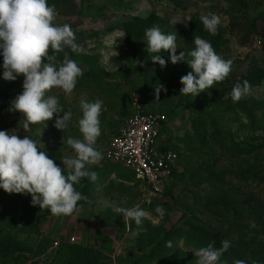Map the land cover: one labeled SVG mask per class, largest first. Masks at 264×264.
I'll use <instances>...</instances> for the list:
<instances>
[{"label": "rangeland", "instance_id": "374dc122", "mask_svg": "<svg viewBox=\"0 0 264 264\" xmlns=\"http://www.w3.org/2000/svg\"><path fill=\"white\" fill-rule=\"evenodd\" d=\"M74 2L80 14L65 18L55 8L54 23H71L77 50H49L58 63L67 57L83 70L71 95L58 88L48 93L58 98L65 112L72 113L68 129L58 130L55 116L45 122L47 127L34 125L30 131L23 128L22 114L10 109L23 91L24 77L5 81L0 55V130L15 131L20 138L32 137L44 145L49 157L63 170V159L74 155L67 139L82 138L78 124L82 118L81 101H103L96 148L104 155L112 138L132 115L131 98L137 94L145 111L167 117L159 143L178 153L176 174L163 195L150 197L133 172L102 160L92 167L98 174L95 182L85 178L76 185L87 199L79 202L80 211L72 216H55L33 206L30 194H20L24 196L21 206L12 211L7 199L14 200L16 196L10 197L0 189V264H61L65 256L59 257L60 249H55L54 243H66L69 237H77L93 250L102 241L105 259L109 251H116L111 255L113 264H134L169 231L211 235L218 248L228 240L236 250L249 248L247 264H264V23L259 24L258 37L244 48L238 43L242 34L237 29L239 26L246 32L264 12V3L255 11L239 12L231 7L230 0ZM210 14L221 18L217 35L227 44L216 53L232 61L227 79L233 84L248 81L251 85L250 93L239 102H234L231 95L220 97L213 88L198 96L181 94L180 80L192 71L188 64H173L170 51L147 52L146 29L129 27L131 35L123 31L124 22L135 18L146 21L148 29L159 26L165 34L177 36L179 55L195 48L190 36L192 18ZM153 55H161L166 66L154 63ZM158 84L167 88V92L160 93L159 101L155 95ZM58 115L62 117L64 113ZM136 205L149 214L140 226L125 221L115 211L117 207ZM158 207L161 213L156 212ZM22 220L24 231L16 232ZM36 223L38 233L33 229ZM185 243H172L166 263L196 264L194 253L198 249ZM41 247L46 248V253L38 257ZM9 248L16 250L13 255L20 258L16 262L7 263ZM145 263L161 264L159 260Z\"/></svg>", "mask_w": 264, "mask_h": 264}, {"label": "clouds", "instance_id": "9594fccd", "mask_svg": "<svg viewBox=\"0 0 264 264\" xmlns=\"http://www.w3.org/2000/svg\"><path fill=\"white\" fill-rule=\"evenodd\" d=\"M56 10L49 6L48 0H0V55L3 57V79L14 82L23 76V91L12 102L11 111L23 116V128L45 125L55 119V127L65 131L72 119L70 111L65 112L58 98L48 95L53 88L61 89L71 95L77 86L83 70L76 61L65 57L58 63L53 53L63 51L65 47L76 51L75 34L69 24L54 23ZM204 29L211 35L218 33L221 18L215 14L201 17ZM147 52L158 54L170 51L173 64L186 62L192 69L183 76L180 92L198 96L206 89L213 88L217 82L224 81L232 71V61L218 55L210 41L194 37L195 48L189 53L176 54L178 45L175 34H165L159 26L145 31ZM151 60L162 67L166 66L161 55H153ZM248 81L236 83L230 93L234 102H239L250 93ZM167 92L163 84L155 87L157 101L161 92ZM82 118L79 119V131L82 138L69 137L67 144L74 152L73 156L63 159L62 170L32 137L20 136L15 132L0 130V189L9 194H30L33 206L49 210L55 216H72L80 211L79 202L86 200L76 189V185L88 178L92 182L98 174L92 170L104 159L103 153L96 148L101 135V112L103 101L82 100ZM64 113L61 117L58 114ZM125 221H134L137 226L143 224L148 212L141 206L131 208L117 207ZM161 213V209H156ZM230 241H222L221 247L214 242L199 248L194 254L196 264H227L222 261L224 253L230 248ZM172 247V242H168ZM234 264H247L245 260H235Z\"/></svg>", "mask_w": 264, "mask_h": 264}, {"label": "trees", "instance_id": "16d2710c", "mask_svg": "<svg viewBox=\"0 0 264 264\" xmlns=\"http://www.w3.org/2000/svg\"><path fill=\"white\" fill-rule=\"evenodd\" d=\"M264 3V0H230V5L232 8L238 9L239 12H249V11H255L259 8L260 5ZM49 6H54L60 14H62L65 18L68 16H73V15H79V6L74 2V0H48ZM260 22L264 23V12H262L258 18L254 21L253 25L247 29L245 32L244 29L241 27H237L238 31L240 34V39L238 40V43L241 47H247L250 44L254 42V40L258 37L259 34V24ZM70 26L71 23H67ZM126 25L125 28L123 27V31L127 33L128 35H131L132 32L130 31L129 27H136L137 29H148L147 22L143 21L141 19L135 18L132 20H127L124 22ZM264 28V26H263ZM190 36L195 37V36H200L201 38L205 40H211L213 41V48L215 49L216 52H219V50L223 49L227 42H225L223 39H221L217 34L216 35H211L209 34L203 26V23L200 18H192L191 20V31H190ZM240 81V80H239ZM238 83V82H236ZM235 83V84H236ZM230 80L227 78L222 81V82H217L213 85V89L215 92L220 96V97H229L230 93L234 87V85ZM210 89H206L204 92L208 91ZM147 112V111H146ZM150 113V112H147ZM156 114V113H152ZM167 118V117H166ZM161 151H172L176 154L177 152L173 150H167L159 146ZM179 156V155H178ZM179 162V161H178ZM112 165V164H108ZM176 171H174L173 177L175 176ZM169 186V183L167 184L166 187ZM11 196H16V199H7V206L9 207L10 210L14 211L18 209L19 206H21V200L24 198L23 195L20 194H9ZM246 202V201H245ZM248 203V202H247ZM29 209V207H28ZM33 213V212H32ZM35 214V213H34ZM44 220V219H41ZM27 223V221H26ZM19 228L16 230V232L21 233V231H24V222L23 220L19 224ZM33 229L35 232L38 233V223H36L33 226ZM33 231V232H34ZM196 231V230H195ZM192 232V231H189ZM198 231L193 232V233H187L186 235H183L182 232L178 231H169L164 234L163 237L159 239L157 242V245L150 251L148 255L144 254L142 255L143 257H140L139 259L134 262V264H143L145 261L148 263H153L155 260L161 263V264H168L166 262H169L170 260V251L168 247V242L171 241L172 243L178 240H185L187 246H193L196 249H199L201 247H207L210 243L214 242V246L217 247L215 241L211 237V235H208L207 237H202L198 236ZM179 234V235H177ZM202 237V238H201ZM174 244V245H175ZM67 246V248H65ZM98 246V245H97ZM176 246V245H175ZM221 247V246H220ZM105 247H103V242L100 241V245L98 246V249H88L83 245L82 243H77L74 245H68L66 243H63L60 245L58 249L59 250V257L61 255H64L63 260L61 261V264H113L112 261V256L114 254V251H109L106 256L107 259H105ZM218 248V247H217ZM41 251H38L36 255L38 257H41L46 253V248L41 247ZM11 248L7 249V256H5V259L7 260V263H12L16 262L20 258H16L14 254V251ZM249 248H247L244 251H239L236 250L235 248H229V250L224 253L223 257L221 258L222 261H227V264H234L235 260H246L247 257H251V254L248 253ZM172 253L171 255H174ZM161 255V257H160ZM58 256V255H57ZM178 256L177 252L175 257ZM160 257V258H159ZM184 257H187L186 254H184ZM183 258V257H182ZM185 259V258H183ZM106 260V261H105ZM6 264V263H5ZM146 264V263H145Z\"/></svg>", "mask_w": 264, "mask_h": 264}, {"label": "built area", "instance_id": "2783aa9c", "mask_svg": "<svg viewBox=\"0 0 264 264\" xmlns=\"http://www.w3.org/2000/svg\"><path fill=\"white\" fill-rule=\"evenodd\" d=\"M131 100L132 115L110 141L103 162L130 170L144 183L148 195L160 197L173 179L179 156L159 148L161 130L168 122L166 116L147 113L137 94ZM65 242L79 243L77 237H69ZM96 244L99 246L100 242ZM60 245L61 242H56L54 248Z\"/></svg>", "mask_w": 264, "mask_h": 264}, {"label": "crops", "instance_id": "0c3cea01", "mask_svg": "<svg viewBox=\"0 0 264 264\" xmlns=\"http://www.w3.org/2000/svg\"><path fill=\"white\" fill-rule=\"evenodd\" d=\"M120 130H121V129H120ZM120 130H119V132H120ZM119 132H118V133H119ZM159 145H160V143H159ZM104 174H105V173H104ZM108 174H109V172H108ZM105 175H106V174H105ZM149 196H150V197H154V196H151V195H149ZM78 240H79V243H80V239H78ZM98 242H100V241H98ZM116 253H117V252L115 251L114 254H116Z\"/></svg>", "mask_w": 264, "mask_h": 264}]
</instances>
